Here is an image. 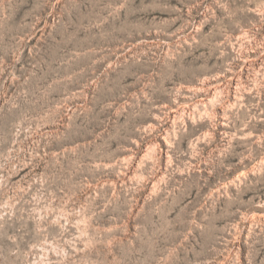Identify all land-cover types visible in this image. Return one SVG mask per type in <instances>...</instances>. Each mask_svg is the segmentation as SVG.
Masks as SVG:
<instances>
[{"label": "rangeland", "instance_id": "obj_1", "mask_svg": "<svg viewBox=\"0 0 264 264\" xmlns=\"http://www.w3.org/2000/svg\"><path fill=\"white\" fill-rule=\"evenodd\" d=\"M0 264H264V0H0Z\"/></svg>", "mask_w": 264, "mask_h": 264}]
</instances>
